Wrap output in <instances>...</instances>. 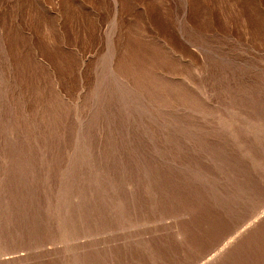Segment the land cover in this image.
I'll use <instances>...</instances> for the list:
<instances>
[{"label":"rangeland","instance_id":"374dc122","mask_svg":"<svg viewBox=\"0 0 264 264\" xmlns=\"http://www.w3.org/2000/svg\"><path fill=\"white\" fill-rule=\"evenodd\" d=\"M0 264H264V0H0Z\"/></svg>","mask_w":264,"mask_h":264}]
</instances>
